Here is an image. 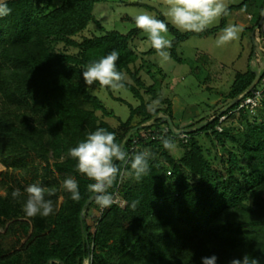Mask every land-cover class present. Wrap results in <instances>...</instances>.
Listing matches in <instances>:
<instances>
[{
	"label": "trees",
	"instance_id": "trees-1",
	"mask_svg": "<svg viewBox=\"0 0 264 264\" xmlns=\"http://www.w3.org/2000/svg\"><path fill=\"white\" fill-rule=\"evenodd\" d=\"M107 1L5 0L11 13L0 18V163L6 168L0 174V264H49L53 259L86 264L90 254L91 264H202V258L213 255L216 264L244 255L264 264V94L259 108H246L236 118L223 120L225 114L218 113L250 87L255 70L236 74L226 102L211 115L219 116L202 128L218 150L215 158L197 131L183 142L169 130L163 137L179 147L165 149L159 135H145L162 132L165 123L158 118L140 128L162 112L175 121L170 99L141 75L154 65L141 59L155 50L142 54L131 47L144 32L134 26L128 32L78 37L92 22L102 27L94 9ZM227 13L220 26L201 33H184L164 15L155 18L175 35L167 51L177 58L184 39L224 29ZM263 13L264 1L257 24ZM125 19L135 25L134 17ZM113 50L119 52L117 70L125 74L124 89L141 100L135 106L117 98L131 110L126 120L118 117L117 127L105 120L110 112L95 93L101 86L81 81L87 65ZM212 58L196 53L205 66ZM98 128L115 133L117 143L125 141L129 159L115 163L122 175L109 189L112 206L101 208L94 200L87 207V238L82 214L95 194L87 189L93 182L75 170L77 161L69 149ZM145 149L153 154L150 171L137 179L130 174L131 157ZM69 177L78 182V202L62 187ZM32 184L54 190L53 196L46 194L54 214L29 218L23 212L25 190ZM14 189L22 193L18 199L12 197ZM133 200L139 201L135 208Z\"/></svg>",
	"mask_w": 264,
	"mask_h": 264
},
{
	"label": "rangeland",
	"instance_id": "rangeland-1",
	"mask_svg": "<svg viewBox=\"0 0 264 264\" xmlns=\"http://www.w3.org/2000/svg\"><path fill=\"white\" fill-rule=\"evenodd\" d=\"M263 1L225 0L229 10L225 28L229 25H238L240 28L238 39L234 41L218 46L217 39L222 35V29L215 34L193 35L184 39L178 47V59L170 51H168L170 59L167 62L162 61L156 52L143 56L142 61L145 60L146 64L154 65L151 70L149 69L150 71L143 69L141 75L146 78L149 85L159 88L162 97L170 99L174 123L179 126L178 128H193L191 124L196 122H198L196 127L207 124L213 119L211 115L215 113L218 106L222 102H226V95L229 94L239 71L246 72L252 68L259 71L264 69V23L262 25L261 21L256 23V16ZM166 11L164 0H109L100 2L96 4L94 13L102 27L98 23L92 22L88 29L78 37L81 39L83 36L102 35L107 30L128 32L135 25L127 21L125 17H135L144 12L154 17L164 15L170 22V18L165 15ZM223 18L224 15L208 28L220 26ZM182 32L186 33L185 31ZM167 38L172 42L175 39V35L169 29ZM131 47L142 54L152 49L146 33L134 40ZM199 50L213 56L209 66L197 62L196 53ZM139 63L141 64V61ZM210 75H212L211 79L207 81ZM127 79L135 83L131 76L128 75ZM257 87L264 88V83L260 82ZM141 91L146 98L150 99L151 96L148 95L145 88L142 87ZM95 93L99 95L110 112L106 115L105 120L114 127L119 125L118 117L126 120L130 116L129 103L135 106L141 103V100L132 91L124 88L113 90V94H111L107 88L96 86ZM119 97L129 103L119 101L117 99ZM154 103L157 105L156 102ZM223 111L224 109L219 110L218 113ZM99 114L103 115V112L100 111ZM207 115H209L208 118H206ZM165 116L164 112L160 113L158 120L164 121ZM198 130L200 129L195 130L198 133L196 137L205 148L210 149L211 156L215 158L218 150L215 151L212 148L213 145L208 134L202 132V128L200 132ZM174 144V148L177 149L179 143ZM218 162L216 160V164ZM2 166L0 174L6 169L4 165ZM121 204H125V201H121Z\"/></svg>",
	"mask_w": 264,
	"mask_h": 264
},
{
	"label": "clouds",
	"instance_id": "clouds-1",
	"mask_svg": "<svg viewBox=\"0 0 264 264\" xmlns=\"http://www.w3.org/2000/svg\"><path fill=\"white\" fill-rule=\"evenodd\" d=\"M164 4L167 8L165 15L170 18V22L177 29L185 32L201 33L227 13L225 0H164ZM10 13L11 9L7 7L5 0H0V18L8 16ZM134 20L136 28L147 34L151 47L157 55L162 61L167 62L170 59V53L167 49L172 47V41L167 38L168 25L147 12L136 15ZM239 31L238 25H229L224 28L222 35L217 39V45H224L238 39ZM118 60L119 52L113 50L98 61L90 63L82 72L83 81L86 85L98 83L104 88L123 89L125 87V74L117 70ZM166 116L170 117L167 114ZM161 143L165 149L175 147L174 142L167 137H162ZM69 155L77 161L75 170L93 182L87 185V189L96 194V203L101 208L112 206L114 198L109 189L122 175L114 161L123 162L129 159L123 145L116 142L115 133L104 128H98L89 133L84 141L69 149ZM152 155L147 149L135 153L131 157L132 173L130 174H134L137 179L147 175L150 171L149 161ZM62 187L71 194L70 198L73 201L78 202L81 199L79 185L75 179L66 178ZM25 191L27 192V200L22 210L27 217L34 218L38 215L47 217L54 214L53 201L46 199V194L48 197L55 194L54 190L46 189L39 184H32ZM21 195L19 189H14L12 192L13 199H18ZM138 203V200H133L131 206L135 208ZM216 262L217 257L214 255L210 258H202V264H216ZM230 264H258V262L249 255H244L242 260L233 259Z\"/></svg>",
	"mask_w": 264,
	"mask_h": 264
},
{
	"label": "water",
	"instance_id": "water-1",
	"mask_svg": "<svg viewBox=\"0 0 264 264\" xmlns=\"http://www.w3.org/2000/svg\"><path fill=\"white\" fill-rule=\"evenodd\" d=\"M262 23H264V14H263V17H262V20H261V25H262ZM255 72H256V78H255V80L253 81V83L250 85V87L246 90V91H244L240 96H238L235 100H233L230 104H228L225 108H224V111L222 112V113H225V112H227L228 110H230L231 108H233L235 105H237L239 102H241L242 101V99H244L248 94H250L256 87H257V85L260 83V81H261V78H262V76L264 75V69L263 70H261V71H259V70H255ZM217 116H219V115H217ZM217 116H215V117H213V119L214 118H216ZM158 118H160V114L155 118V119H153V121L152 122H147V123H145V124H143V125H141V127L140 128H144V127H146L147 125H151V124H153V123H155V121L154 120H157ZM213 119H211V120H213ZM210 120V121H211ZM168 121H169V123H170V126H171V129H172V131L174 132V134H176V135H179L180 133H182V132H185V131H188V132H195V130L196 129H201V128H203L204 126H201V125H198L197 127L195 126V127H193V128H184V129H178L177 127H176V125H175V123H174V121L172 120V118L171 117H169L168 118ZM209 121V122H210ZM208 122V123H209ZM123 145V147L125 146V141H124V143L122 144ZM114 163H116V161H114ZM95 195L96 194H94L93 196H92V198L87 202V204H86V206H85V209H84V212H83V214H82V220H83V223H84V227H85V235H86V237L87 238H89V235H88V233H87V230H86V226H85V219H86V215H85V212H86V209H87V207L95 200ZM55 261H58L59 263H61V264H64L63 262H61V261H59V260H51L50 262H49V264H53ZM86 264H91V254L88 256V258H87V260H86Z\"/></svg>",
	"mask_w": 264,
	"mask_h": 264
},
{
	"label": "built area",
	"instance_id": "built-area-1",
	"mask_svg": "<svg viewBox=\"0 0 264 264\" xmlns=\"http://www.w3.org/2000/svg\"><path fill=\"white\" fill-rule=\"evenodd\" d=\"M260 82L264 83V75L262 76ZM263 94H264V90L258 89V90H255L252 94L247 95L244 99H242V101L234 109H231L227 113H225L223 120L227 118H234L235 116L239 115V113L242 110L246 108H250V109L259 108L261 106V100H262ZM168 118H169L168 116H165V120L163 121V123H165L166 126L162 132L160 130H157L156 132H153V133L148 132L145 135L147 137L152 136L153 138H156V136L159 135L158 137L161 139L165 133H167L169 130H172L170 123L168 121ZM218 129L222 131L224 130L223 127L221 126L218 127ZM189 133L190 132L185 131V132L180 133L179 135H176L173 132V135L179 136L183 142H187L189 140Z\"/></svg>",
	"mask_w": 264,
	"mask_h": 264
},
{
	"label": "bare ground",
	"instance_id": "bare-ground-1",
	"mask_svg": "<svg viewBox=\"0 0 264 264\" xmlns=\"http://www.w3.org/2000/svg\"><path fill=\"white\" fill-rule=\"evenodd\" d=\"M257 63H259L258 61H257ZM3 168V166H2V164L0 163V170Z\"/></svg>",
	"mask_w": 264,
	"mask_h": 264
}]
</instances>
